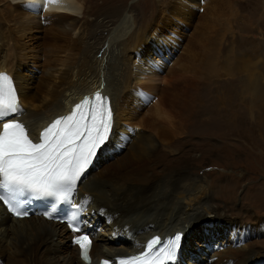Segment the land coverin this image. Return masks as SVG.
Segmentation results:
<instances>
[{
  "label": "bare ground",
  "instance_id": "bare-ground-1",
  "mask_svg": "<svg viewBox=\"0 0 264 264\" xmlns=\"http://www.w3.org/2000/svg\"><path fill=\"white\" fill-rule=\"evenodd\" d=\"M87 1L0 0V58L3 57L0 60V72L10 75L22 109L21 113L6 119L22 123L30 139H38L40 132L55 117L67 112L72 104L86 94L99 90L109 95L113 109L109 140L98 150L72 195L74 202L83 208L85 229L92 234L91 262L80 258L78 246L71 240L74 234L61 222L49 221L40 215L13 218L1 206L0 250L6 246L11 255H29L34 260H39V256L45 254L49 256L50 264H98L101 257L114 259L115 256L140 251L145 240L152 235L164 237L177 232L182 236L181 246L176 261L171 264H187L190 232H199L201 224L205 223L214 229V233L205 239L210 247L217 248L212 256L213 264H223L231 258L237 259L236 264L264 258V253L258 254L250 243L239 247L241 239L240 235L235 237L236 226H243L244 223H236L232 219L234 216L230 218V211L211 202V195L213 199L214 194L220 196L214 192L220 189L218 185L208 184L210 188L205 189H208L209 194L198 199V188L203 185L196 184V180L177 170H167L164 174L156 171L143 174L148 164L138 170H131L132 163L119 160L115 162L116 169L106 166L110 161L104 160L105 157L114 153L122 154L119 149L123 143L121 132L126 130L120 125L123 121H133L138 113V105L147 98L154 101L150 105V116L155 125L156 118L165 114L162 105L175 102L174 99L179 98L176 94L182 89L184 92L180 98L183 100L187 97L191 78L196 76L190 59H179L178 67L164 72L162 78L163 68L171 55L155 60L154 54L166 50L164 37L157 36L158 31L152 26L138 25L134 14L123 16L121 10L108 6L106 0H102L105 3L103 7L92 12L96 17L94 20L102 16L101 20L86 24L83 29L73 33L78 27V16L85 13ZM22 4L28 7L20 10ZM168 7L167 14L170 17L187 10L192 13L202 5H198L195 0H171ZM38 12L48 16L45 21L50 34L42 37L40 43L36 40L37 47L34 48L21 39L31 27L41 26L35 17ZM58 14L63 15L50 17ZM116 20L119 25H114ZM105 30H113L106 43L107 54L102 52L105 40L100 35ZM48 38L53 40V44L46 40ZM31 51L43 54L49 70L35 78L32 76L34 74L25 76L23 68L26 66L19 63ZM3 52L5 54L2 56ZM96 54H99V59ZM10 56L14 59L11 63ZM138 126L141 127L142 122ZM150 137L135 138L132 143L135 146L129 143L126 148L133 153L126 149L125 152L130 156L133 154L135 158L132 159H138L135 154L139 152L149 159H155L158 144ZM127 139L130 140L129 137ZM100 164L101 170L93 174ZM233 189L229 187L231 201L235 198ZM191 195L195 202L193 205L190 203L192 207H188L185 197ZM101 223L104 229L99 227Z\"/></svg>",
  "mask_w": 264,
  "mask_h": 264
},
{
  "label": "rangeland",
  "instance_id": "rangeland-1",
  "mask_svg": "<svg viewBox=\"0 0 264 264\" xmlns=\"http://www.w3.org/2000/svg\"><path fill=\"white\" fill-rule=\"evenodd\" d=\"M106 1L108 6L121 10L123 16L134 14L138 25L152 26V29H157V36L164 37L166 50L161 53L163 55L154 54L155 60L171 55L163 68L162 78L164 72L178 67L179 59H190L196 76L194 79L190 77L187 97L183 100L180 98L184 92L182 89L176 94L180 98L179 101V98L174 99L176 104L170 102L162 105L167 115L156 118L155 125L150 116V105L154 101L147 98L138 105V113L133 121H123L120 125L126 130L121 132L123 143L119 149L122 154L105 157L104 160L110 161L106 166L116 169L115 162L119 160L132 163L131 170L148 164L143 174L152 171L164 174L167 170H177L196 180V184L203 185L198 188V199L209 194L208 184L218 185L220 189L214 192L220 196L214 194L213 199L211 195V202L230 211V218L234 216L232 219L236 223H244L243 226H236L235 237L240 235L241 239L239 247L250 243L258 254L264 253V0H195L202 7L192 13L187 10L188 13L176 17L167 14L171 0ZM104 5L102 0H88L84 5L85 13L78 16V27L73 33L83 29L86 24L101 20L102 16L94 20L96 17L92 12ZM27 7L22 4L19 9ZM60 15L63 14L50 17ZM35 17L41 26L31 27L21 39L34 48L37 47L36 40L40 43L42 37L50 34L45 21L48 16L38 12ZM114 25H119V21L116 20ZM111 32L113 30L100 33L105 40L102 47L105 54ZM46 40L53 44L50 38ZM26 56L19 61L26 66L23 68L25 76L34 74L32 76L35 78L49 71L43 54L31 51ZM95 56L97 59L100 57L99 54ZM11 61H14L12 56L9 63ZM139 122H142L141 127L138 126ZM146 136L153 137L158 144L156 158L149 159L139 152L135 154L138 159H132L135 158L131 154L133 151L126 148L134 143L135 138ZM125 149L131 152V156ZM189 167L191 169L188 170ZM99 170L101 164L93 174ZM229 187H234L233 201L230 200ZM191 196L185 197L188 207L195 202ZM99 227L104 229L105 226L101 223ZM212 233L214 229L205 223L201 224L199 232H190L187 264H213L212 256L217 248L205 242ZM56 251L54 249V253ZM231 255L234 253L231 252ZM39 257V260H34L29 255L13 256L6 246L0 250V264H50L49 256L43 254ZM230 260L223 264L237 263V259ZM245 264H264V258H255Z\"/></svg>",
  "mask_w": 264,
  "mask_h": 264
},
{
  "label": "snow or ice",
  "instance_id": "snow-or-ice-1",
  "mask_svg": "<svg viewBox=\"0 0 264 264\" xmlns=\"http://www.w3.org/2000/svg\"><path fill=\"white\" fill-rule=\"evenodd\" d=\"M21 112L11 79L0 73V200L9 203L15 214L26 215L16 211L22 203L18 198L25 193L57 201L69 199L77 180L109 140L113 117L107 98L96 94L92 100L85 98L77 104L70 115L57 118L41 132L38 142H33L22 123L6 120ZM47 215L51 218V213ZM69 227L80 231L77 224ZM181 239L178 233L156 250L161 241L153 238L147 242V251L121 258L118 264H169L177 259ZM73 242L88 260L89 236L79 235Z\"/></svg>",
  "mask_w": 264,
  "mask_h": 264
}]
</instances>
